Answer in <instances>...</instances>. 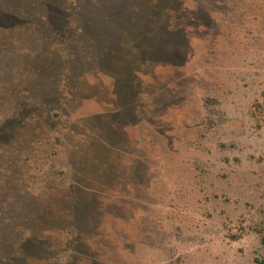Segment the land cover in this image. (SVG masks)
Returning <instances> with one entry per match:
<instances>
[{"label": "rangeland", "instance_id": "374dc122", "mask_svg": "<svg viewBox=\"0 0 264 264\" xmlns=\"http://www.w3.org/2000/svg\"><path fill=\"white\" fill-rule=\"evenodd\" d=\"M0 264H264V0H0Z\"/></svg>", "mask_w": 264, "mask_h": 264}]
</instances>
